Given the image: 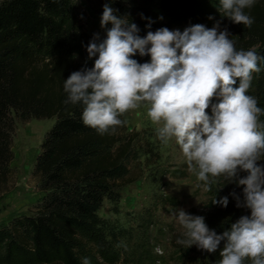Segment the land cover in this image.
<instances>
[{
    "label": "trees",
    "instance_id": "1",
    "mask_svg": "<svg viewBox=\"0 0 264 264\" xmlns=\"http://www.w3.org/2000/svg\"><path fill=\"white\" fill-rule=\"evenodd\" d=\"M77 1H84L96 13H102L109 2L0 0V196L12 183L13 116L22 122L55 119L34 166L44 196L35 215L0 227L2 264H82L84 258L97 264L88 256L90 243L102 259L114 255V234L97 213L104 200L117 203L119 191L131 182L127 160L133 140H125L119 126L99 134L83 123L82 103H65L64 80L74 71L90 69L96 58H88L86 48L94 34H87L77 19ZM109 6L117 10L116 15L135 23L140 37L162 27L170 29L185 18L210 28L218 20L237 50L255 48L264 57V0L245 9L254 21L250 27L222 17L219 0H114ZM105 38L106 34L99 36L97 42ZM147 56L137 53L131 58L143 63ZM258 66L261 70L252 74L247 94L264 110V58ZM212 102L217 101L213 98ZM259 120L264 123V114ZM226 182L217 200L226 196L228 205H214L212 217L227 230L250 211L237 208L230 195L235 192L242 200L243 186ZM222 244L214 253L196 249L194 264H219ZM244 264L251 260L246 258Z\"/></svg>",
    "mask_w": 264,
    "mask_h": 264
},
{
    "label": "clouds",
    "instance_id": "2",
    "mask_svg": "<svg viewBox=\"0 0 264 264\" xmlns=\"http://www.w3.org/2000/svg\"><path fill=\"white\" fill-rule=\"evenodd\" d=\"M112 2L104 4L100 17L102 29L111 24L106 38L97 42L99 34H94L86 48L89 59L96 57L93 66L64 80L65 103H82L83 123L99 134L122 125L120 116L146 103L151 122L160 125L158 138L165 144L175 138L204 189L215 182L210 176H223L243 186L242 200L235 192L230 195L237 208L250 211L217 234L203 216L176 209L183 229L177 243L214 253L223 242L219 264H244L246 258L264 264V164L258 163L264 157V123L259 120L264 110L247 94L264 57L255 48L237 50L220 21L212 28L195 24L183 31L162 27L140 37L137 25L116 15ZM255 2L219 0L218 11L232 23L250 27L254 21L245 9ZM137 53L150 61L138 63L131 58ZM228 202L225 196L211 203L227 207ZM82 264H90L89 259Z\"/></svg>",
    "mask_w": 264,
    "mask_h": 264
},
{
    "label": "rangeland",
    "instance_id": "3",
    "mask_svg": "<svg viewBox=\"0 0 264 264\" xmlns=\"http://www.w3.org/2000/svg\"><path fill=\"white\" fill-rule=\"evenodd\" d=\"M101 15L84 1H77V19L87 34H106L108 25L104 29L100 27ZM195 24L201 23L185 18L169 30L183 31ZM149 61L147 56L143 63ZM206 112L211 115V108ZM119 118L125 121L119 126L122 137L133 140L127 160L131 182L121 188L117 203L104 200L97 213L114 234L111 239L114 255L110 253V260L102 259L90 243L88 256L97 264H194L198 248L177 243L183 238V229L174 213L183 209L188 214L203 216L209 229L221 234L226 229L212 217L216 207L211 202L225 189V178L210 176L215 182L206 191L204 182L189 170L175 138L167 144L158 138L156 130L160 125L151 122L146 103ZM13 121L12 183L10 190L0 196V227L21 216L35 215L44 196L34 173L35 161L55 119L22 122L13 116ZM261 159L264 164V157ZM1 260L0 252V264Z\"/></svg>",
    "mask_w": 264,
    "mask_h": 264
}]
</instances>
